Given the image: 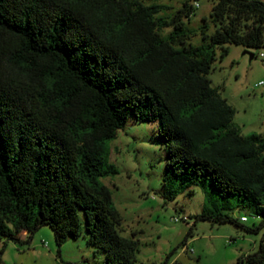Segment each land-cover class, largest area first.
<instances>
[{"label":"trees","instance_id":"obj_1","mask_svg":"<svg viewBox=\"0 0 264 264\" xmlns=\"http://www.w3.org/2000/svg\"><path fill=\"white\" fill-rule=\"evenodd\" d=\"M194 14L189 0H0V237L50 226L59 251L83 236L105 264H137L103 182L131 115L158 125L166 198L200 187L197 220L264 228V137L242 135L209 77L218 48H264V0H216L198 29ZM246 260L264 264V239Z\"/></svg>","mask_w":264,"mask_h":264},{"label":"rangeland","instance_id":"obj_2","mask_svg":"<svg viewBox=\"0 0 264 264\" xmlns=\"http://www.w3.org/2000/svg\"><path fill=\"white\" fill-rule=\"evenodd\" d=\"M157 1L175 10L186 0ZM189 1L195 7L190 27L198 29L204 17L209 20L216 0ZM226 47L228 53L223 57L222 48L217 50L209 74L212 85L234 107L233 122L242 135L264 137V60L259 56L264 48L251 49L256 55L251 58L242 46ZM157 126L131 115L110 144V160L119 174L103 179L122 217L120 233L135 234L139 241L137 264H238L240 259L249 264L246 256L260 248L264 228L247 232L235 223L197 220L205 203L200 187L171 200L164 196L166 153ZM229 213L240 222L242 216L248 217L241 223L249 227L258 226L261 220L249 207ZM23 237V241L0 237V264H105L104 253L89 247L83 236L69 237L60 251L50 226H43L32 238L27 233Z\"/></svg>","mask_w":264,"mask_h":264},{"label":"built area","instance_id":"obj_3","mask_svg":"<svg viewBox=\"0 0 264 264\" xmlns=\"http://www.w3.org/2000/svg\"><path fill=\"white\" fill-rule=\"evenodd\" d=\"M196 5H197V6H199V4H198V3H196ZM259 56H260V57H261V58L264 60V52H260V53H259ZM242 220H243V221H247V220H248V218H247V217H245V216H243V217H242Z\"/></svg>","mask_w":264,"mask_h":264},{"label":"water","instance_id":"obj_4","mask_svg":"<svg viewBox=\"0 0 264 264\" xmlns=\"http://www.w3.org/2000/svg\"><path fill=\"white\" fill-rule=\"evenodd\" d=\"M245 53L249 54L251 56V58H253L255 56V54L251 51V49H248V48H246Z\"/></svg>","mask_w":264,"mask_h":264}]
</instances>
